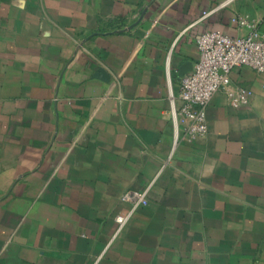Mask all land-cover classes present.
I'll return each instance as SVG.
<instances>
[{"label": "crops", "instance_id": "crops-1", "mask_svg": "<svg viewBox=\"0 0 264 264\" xmlns=\"http://www.w3.org/2000/svg\"><path fill=\"white\" fill-rule=\"evenodd\" d=\"M239 17L264 32V0H0V264H264V75L232 71L254 96L216 93L205 137L170 113Z\"/></svg>", "mask_w": 264, "mask_h": 264}, {"label": "built area", "instance_id": "built-area-1", "mask_svg": "<svg viewBox=\"0 0 264 264\" xmlns=\"http://www.w3.org/2000/svg\"><path fill=\"white\" fill-rule=\"evenodd\" d=\"M233 22L248 32L234 36L221 30L202 33L197 38V63L181 78L178 96L172 91L170 93L175 145L180 140L181 132L188 142L207 135L206 110L216 93H224L234 108L250 103L254 92L233 83L231 73L234 69L245 67L264 75V32L248 17H239ZM177 100L181 101L180 106ZM121 200L131 204V209L116 217L119 230L127 224L138 207L148 204L146 191H128Z\"/></svg>", "mask_w": 264, "mask_h": 264}, {"label": "water", "instance_id": "water-1", "mask_svg": "<svg viewBox=\"0 0 264 264\" xmlns=\"http://www.w3.org/2000/svg\"><path fill=\"white\" fill-rule=\"evenodd\" d=\"M192 68L193 67L189 63L183 65V67L181 68L182 75L180 77L182 78L185 74H187L186 73L187 70H189V72H190L192 70ZM97 77H99L100 79H102L104 81H109L110 80L109 76H107L106 73L102 69L99 70V73L97 74Z\"/></svg>", "mask_w": 264, "mask_h": 264}]
</instances>
